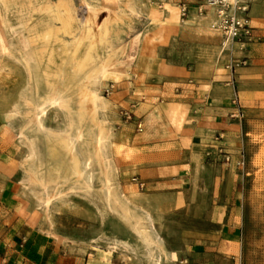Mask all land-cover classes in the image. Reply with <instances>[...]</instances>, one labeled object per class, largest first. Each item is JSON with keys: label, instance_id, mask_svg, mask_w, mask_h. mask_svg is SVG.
<instances>
[{"label": "rangeland", "instance_id": "374dc122", "mask_svg": "<svg viewBox=\"0 0 264 264\" xmlns=\"http://www.w3.org/2000/svg\"><path fill=\"white\" fill-rule=\"evenodd\" d=\"M6 1L10 5L6 15L11 24H17L27 13L35 17L44 15L29 8L26 4L29 0ZM32 1L39 5L46 0ZM122 1L125 12L114 22L112 36L123 43L112 66L115 72H107L105 82L94 85L100 94L96 116L103 125L102 147L117 191L134 214L133 221H139L147 233V239L139 236L134 223L106 213L75 187L54 195L50 220L46 218L44 201L27 185L22 173L21 162L29 152L28 147L19 141L15 126L9 131L6 127L7 117L17 112L16 107L26 108V96L30 93L25 91L30 79L19 59L17 45L10 54H0V196L7 182L14 181L41 212L47 222L42 226H48L50 234L61 235L72 247L82 250L85 242L102 241L114 248L120 246L125 259H129L128 254H134L141 264L148 261L160 264L155 260L158 249L155 244L158 237L153 235L155 226L149 225L151 216L141 209L157 200L146 194L148 177L143 168L159 154L169 159L173 149L170 145L147 146V138L143 136L147 135L150 122L146 117L149 107L156 109L159 104H165L170 119L179 116L180 121L195 120L199 117L198 110L176 99L192 101L201 78L210 79L215 66H226L232 73L228 64L234 60V70L253 66L251 81L256 85L250 89V92L254 89L253 95L250 94L253 106L244 116L238 115L241 117L236 126L239 146L221 143L208 151L205 163L195 160L197 167L188 182L191 190L187 205L165 213L158 228L167 237L170 248L182 250L179 264H264V0H249L258 37L244 48L235 45L233 53L222 52L221 31L213 34L208 29L212 21L199 19L198 12H190L189 16L181 14L182 0H177L178 4L166 0L162 5L155 0ZM73 3L77 16L82 18L86 12L83 0ZM109 13L110 10L100 11L96 28ZM12 37L15 40L17 35ZM248 49L261 58L246 62ZM241 60L244 62L240 63ZM54 65L48 63L46 69L53 71ZM241 81L239 85L235 82L234 88L239 87L241 95L246 96L247 83ZM217 82L221 94L225 93L227 84L222 79ZM239 91L231 99L236 108ZM14 121L15 124L17 118ZM140 121L142 130L138 126ZM44 122L61 133L69 128L66 110L57 105L46 111ZM89 133L88 142L93 138L92 132ZM223 140L228 142L226 137ZM135 175L145 180V188L133 180ZM1 217L0 212V221ZM196 242L210 245L209 252L202 249L205 254H194L195 247L190 246ZM151 245H154L152 251Z\"/></svg>", "mask_w": 264, "mask_h": 264}, {"label": "bare ground", "instance_id": "6f19581e", "mask_svg": "<svg viewBox=\"0 0 264 264\" xmlns=\"http://www.w3.org/2000/svg\"><path fill=\"white\" fill-rule=\"evenodd\" d=\"M83 3L86 12L80 18L73 0H46L39 5L29 0L28 7L44 15L27 13L17 24H11L6 15L10 5L0 0V54H10L15 45L19 46V59L30 79L25 90L30 92L26 108L16 107L17 112L7 117L6 127L9 131L15 126L19 141L28 147L21 162L22 173L27 185L44 201L47 219L50 220L54 195L75 187L106 213L134 223L139 236L147 239V233L139 221H133L134 214L117 191L102 147L103 125L96 116L100 94L94 85L103 84L107 72H115L112 66L123 42L112 33L114 22L125 12L121 7L124 2ZM26 4L21 6L26 9ZM103 10H110V15L96 28L95 20ZM196 15L212 21L208 29L213 34L220 32L211 6H203ZM13 35H17L18 42ZM48 63L55 64L53 71L46 69ZM56 105L63 107L69 118V128L63 133L44 122L46 111ZM89 132L93 137L90 142ZM149 225L154 226L152 220ZM155 244L159 249L155 260L159 263L167 254L160 239Z\"/></svg>", "mask_w": 264, "mask_h": 264}, {"label": "crops", "instance_id": "0c3cea01", "mask_svg": "<svg viewBox=\"0 0 264 264\" xmlns=\"http://www.w3.org/2000/svg\"><path fill=\"white\" fill-rule=\"evenodd\" d=\"M182 2L189 6L187 16L190 12H198V0ZM175 4H178L177 0ZM245 56L248 57L246 62L250 59L255 62L260 57L252 49L245 50ZM219 68H213L210 79H200L197 89L193 92L192 101L186 102L182 97L176 99L182 105L186 104L198 110L199 117L195 120L180 121L179 116L170 119L165 104H159L156 109L149 107L146 116L150 119L146 127L147 135L143 136L147 138V146L150 148L152 145H170L173 149L169 159L159 154L154 162L143 168V173L148 177L146 194L157 200L155 204H147L141 209L142 212L150 214L155 226L153 235L161 240L163 250L167 254V257L163 255L160 264H179L178 261L182 259V250L169 247L167 237L161 234L158 224L165 213L187 205L188 192L191 190L188 182L197 167L195 160L200 159L205 163L208 151L214 150L213 147L221 143H229L231 147L239 146L236 126L241 117L238 118V115L243 113L244 116L253 106V100L250 99V94L254 93V89L251 92L250 89L256 87L251 81L254 78L253 66H243L234 73H230L226 66ZM233 77L236 85H239V80L247 83L246 96L241 95L239 87L238 90L234 88ZM218 79L227 84L223 94L217 86ZM235 91L240 94L237 108L231 100ZM230 113L233 116H230ZM225 137L228 142L223 140ZM0 198V264H141L138 255L128 254L129 259H125V252L120 246L114 248L102 241L96 244L85 242L81 250L65 243L61 235L50 234L48 226H42L47 222L42 218L39 209L14 181L7 182ZM153 246L151 245V251ZM209 246L196 242L190 247H195L192 252L199 255L203 253L202 249L209 252ZM146 264L155 263L148 261Z\"/></svg>", "mask_w": 264, "mask_h": 264}, {"label": "built area", "instance_id": "2783aa9c", "mask_svg": "<svg viewBox=\"0 0 264 264\" xmlns=\"http://www.w3.org/2000/svg\"><path fill=\"white\" fill-rule=\"evenodd\" d=\"M155 1L162 5L166 0ZM205 5L211 6L214 10L215 24L220 28L222 36L220 43L222 52L233 53L235 45L238 44L244 48L258 37L252 23L249 0H199L197 6L198 11H201ZM179 6L181 14L186 16L189 12L187 3L180 1ZM233 61L228 64L232 73L235 72V63ZM243 62L242 60L240 61V63ZM126 113H128V111H126ZM138 126L140 130L143 129L141 121L138 123ZM1 148L2 145L0 141V150ZM133 180L140 188L146 187L145 180L139 175L133 176Z\"/></svg>", "mask_w": 264, "mask_h": 264}]
</instances>
